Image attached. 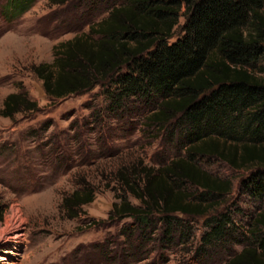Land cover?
<instances>
[{
	"label": "trees",
	"instance_id": "1",
	"mask_svg": "<svg viewBox=\"0 0 264 264\" xmlns=\"http://www.w3.org/2000/svg\"><path fill=\"white\" fill-rule=\"evenodd\" d=\"M33 2L7 0L5 5L19 7L22 14ZM52 2H76L86 14L100 11L107 16L89 23L88 32L57 44L53 62L33 67L47 96L55 102L100 88L108 102L101 109L104 116L120 119L129 113L131 102L140 100L152 107L146 117L149 127L170 135L180 130L185 155L158 168L125 165L115 174L123 194L111 218L134 221L123 232L127 244L134 240L133 225L140 229L142 244L148 230L159 229L154 216H159L160 241L167 247L175 234L189 240L188 225L203 220L207 230L196 257L208 256L210 247L231 240L245 241L248 244L224 264H264V211L250 224L248 239L236 237L233 212L226 207L233 185L200 165L205 159L226 163L244 173V193L264 199V0ZM37 109L38 103L26 93H12L1 115L13 119ZM94 200L95 190L85 184L66 197L63 206L74 218ZM5 210L0 199V220ZM141 247L137 251L143 261L147 253ZM108 249L105 263L113 260ZM127 258H121L124 264Z\"/></svg>",
	"mask_w": 264,
	"mask_h": 264
},
{
	"label": "rangeland",
	"instance_id": "2",
	"mask_svg": "<svg viewBox=\"0 0 264 264\" xmlns=\"http://www.w3.org/2000/svg\"><path fill=\"white\" fill-rule=\"evenodd\" d=\"M6 1L0 0V199L6 206L0 232L17 211L23 221L24 243L14 247L0 241V255L5 258L0 264H124L121 258L125 254L126 264H224L238 254L247 242L231 240L210 247L208 256L196 257L199 240L207 230L203 220L188 225L189 240L175 234L167 247L168 243L160 241L159 216L152 218L159 229L154 233L148 230L144 244L139 227L134 225L133 243L127 244L123 232L134 221L111 218L114 204L123 194L115 174L125 165L144 163L158 168L185 155L179 145L180 130L170 135L149 127L146 117L152 107L140 100L131 102L129 113L120 119L104 116L101 109L108 102L100 88L51 100L33 67L53 62L57 44L88 32L89 23L107 13L86 14L76 2L61 6L52 0H34L30 9L20 14L19 7H9ZM184 21L182 17L180 24ZM12 93H26L38 103V109L13 119L3 117L4 100ZM200 165L232 183L226 207L233 212L236 237L243 234L248 239L250 224L264 211V199L244 193L240 189L244 173L226 163L205 159ZM85 184L95 190V200L71 218L64 200L83 190ZM128 199L139 204L133 197ZM139 246L147 253L143 261ZM105 248H109L112 262H104ZM10 249L14 255L2 254Z\"/></svg>",
	"mask_w": 264,
	"mask_h": 264
},
{
	"label": "bare ground",
	"instance_id": "3",
	"mask_svg": "<svg viewBox=\"0 0 264 264\" xmlns=\"http://www.w3.org/2000/svg\"><path fill=\"white\" fill-rule=\"evenodd\" d=\"M18 215L19 214L16 211L12 216V218L8 220L7 227L0 232V241H4L6 244L14 245V247H17L24 243V235L21 232L23 221L19 218ZM11 250L12 249H10L8 252L3 251L2 254L4 253L6 255H14L12 254L13 252ZM17 254L15 253V255ZM1 259L4 260L5 258H3L0 255V260ZM15 263H16L15 261H12L10 264H15Z\"/></svg>",
	"mask_w": 264,
	"mask_h": 264
}]
</instances>
